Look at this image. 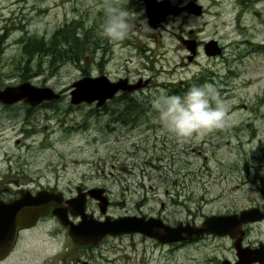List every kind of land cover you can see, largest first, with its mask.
<instances>
[{
	"label": "rangeland",
	"instance_id": "obj_1",
	"mask_svg": "<svg viewBox=\"0 0 264 264\" xmlns=\"http://www.w3.org/2000/svg\"><path fill=\"white\" fill-rule=\"evenodd\" d=\"M198 1L206 8L203 18L168 16L156 27L148 25L151 31L130 20L128 38L113 42L101 29L106 5L119 0H0V86L28 81L60 94L35 107L0 102V180L16 179L31 189L51 186L67 195L75 194L76 185L101 186L105 211L91 197L84 203L98 219L144 214L167 224L198 225L212 213L261 206L264 0ZM126 7L146 18L141 0H129ZM71 20L78 44L57 36L56 54L45 49L28 56L22 50L19 39L27 34L50 39ZM189 28L201 41L190 60L179 38ZM209 38L221 46L219 54L203 52ZM71 50L81 51H74L75 58ZM97 74L147 81L133 96L115 95L98 107L70 103V83ZM198 81L215 88L232 121L203 139L180 142L162 131L153 99L161 93L182 96ZM123 116L129 119L121 121ZM40 229V251L47 253L42 264H218L231 256L228 238L220 236L160 243L134 231L88 246L71 240L53 218ZM246 229L247 239L264 241L263 218Z\"/></svg>",
	"mask_w": 264,
	"mask_h": 264
},
{
	"label": "water",
	"instance_id": "obj_2",
	"mask_svg": "<svg viewBox=\"0 0 264 264\" xmlns=\"http://www.w3.org/2000/svg\"><path fill=\"white\" fill-rule=\"evenodd\" d=\"M142 2L147 22L152 27L157 22L162 21L167 14H175L188 5H192L190 9L195 12H198L200 7L192 1L184 6L171 4L169 0H142ZM181 41L188 51L186 58L188 60L192 59L197 51L195 39L189 38ZM202 50L206 55H215L220 53L221 46L217 44L214 38H209L202 43ZM143 83H145L144 80L129 82L126 77L111 80L105 74L82 75L70 83L69 101L71 103L93 102L98 106L116 92L133 90ZM58 97L59 92L51 87L35 85L28 81L0 87V102L4 104L18 100L36 104L42 100ZM75 190L76 194L65 199L63 205H58L62 198L60 191L51 193L47 192L45 188L38 189L34 194L29 193L27 190H21L18 197L9 201L0 199V256L10 247L16 229L31 224L38 215L45 214L51 204H54L51 212L62 224L66 225L67 233L71 238L82 243H94L105 234L134 231L153 237L160 243L186 240L192 236H199L208 232L217 235L228 234L233 237L237 233H242V223L264 218V207L260 209L258 206H249L241 208L237 212L209 214L198 225L188 222L182 223L181 221L176 222L174 225L167 224L160 217L145 216L144 214H124L115 217L104 214L103 219H97L84 210V202L86 195H88L96 200L99 211L104 212L108 199L103 193V188L92 186L81 189L80 186H77ZM260 193L264 196V188L260 189ZM67 211L70 214L78 215L79 219L76 223L67 218ZM237 243V241H234L238 257L235 264H248L251 258L264 257L261 243L252 249L247 246H240ZM260 253L262 257H260ZM221 264L229 263L224 259Z\"/></svg>",
	"mask_w": 264,
	"mask_h": 264
},
{
	"label": "clouds",
	"instance_id": "obj_3",
	"mask_svg": "<svg viewBox=\"0 0 264 264\" xmlns=\"http://www.w3.org/2000/svg\"><path fill=\"white\" fill-rule=\"evenodd\" d=\"M129 0L122 5L107 4L102 26L104 38L113 42H122L128 38L133 27L130 20L140 22L151 31L146 18L141 20L142 13L126 7ZM163 132L171 134L180 142L203 139L205 136L225 129L232 121L229 105L219 96L210 84L192 85L181 95L161 93L153 99Z\"/></svg>",
	"mask_w": 264,
	"mask_h": 264
},
{
	"label": "flooded vegetation",
	"instance_id": "obj_4",
	"mask_svg": "<svg viewBox=\"0 0 264 264\" xmlns=\"http://www.w3.org/2000/svg\"><path fill=\"white\" fill-rule=\"evenodd\" d=\"M169 1L171 2V4H176V5H179V6H184L187 3L192 1L195 4L200 5V7L198 8V12H194V10L190 9V7H192V5H188V6L184 7V8H182L181 10H179L175 14H173V13L167 14L162 21H164L165 18H167L168 16H178L180 14H183V16L188 18V19L189 18H203L204 15L206 14L205 6H203L198 0H177V2H172L171 0H169ZM257 1H260V0H257ZM240 2H242V0ZM143 6H144V4H143ZM146 20H147V18H146ZM162 21L157 22L155 27L157 25H160ZM192 32H193V29H191V28L187 29V35L185 37H181L179 35L180 41L183 38L184 39L193 38L196 41V46L197 45L199 46L201 41H199L195 37V34L192 33ZM124 77L127 78V76H124ZM127 80L129 82H134L136 80H139L140 82L142 81L140 78H138V79H136L134 81L129 80L128 78H127ZM144 81H145V83H143L142 85H140L136 89H133V90H120V91L116 92L115 94H113V96L118 95V97L120 96V97H125V98L130 96V95L133 96L132 95L133 92H136V90H138L139 88H141L144 85H146L147 78L144 79ZM0 87H3V86H0ZM59 97H60V94H59ZM112 97H110V98H112ZM110 98H108L107 100H109ZM54 99H57V98H54ZM51 100H53V99L42 100V101H40L39 103H36V104H29V103H27V102H25L23 100H18V101H23V102L27 103L28 107H35V106L39 105L42 102H47V101H51ZM104 102H106V100ZM12 103H14V102H12ZM12 103H9V104H12ZM90 103H93V102H90ZM2 104L3 105H9V104H4V103H2ZM98 106H100V105H98ZM126 119H129V118H127L126 116H123V117L120 118L121 121H125ZM12 184L14 185V187L11 186ZM77 186H80L81 189H86V188H83V186H81V185H76L75 188ZM10 187L14 188V189H11ZM42 188H45L47 190V192H51V193H54L55 191H60V190L56 189L55 187H51V186H46V187L45 186H40L39 188L31 189V188L27 187L26 185L22 184V182H18L16 179H12V180L1 179L0 180V199L4 200V201H9V200H12V199L18 197L21 190L22 191L27 190L29 193L34 194L35 191H37L38 189H42ZM262 188H264V187H262ZM262 188H260V189H262ZM260 189H259V191H260ZM103 193H104V188H103ZM61 194H62V198H61L60 202L58 203V205L65 204V199L75 195L76 194V190H75V194H73V195H71V194L70 195L69 194L68 195L67 194H63L62 192H61ZM87 197H90V196L86 195V198ZM52 207H54V204L49 205V207H48L47 211L45 212V214L38 215L31 224L16 229L15 235L13 237V241H12L10 247L6 250V252L4 254H2L0 256V264H42V261H43L44 257H46L47 253H41V251H40V245H41V242L43 241V237L41 236L42 233H41V229L40 228H41V224L45 221L46 218L55 219L56 222L59 224V226L62 227L65 230L66 235L71 240H74L67 233L66 225L62 224L57 219V217L51 212ZM258 207L260 209H262L264 207V203L261 206H258ZM234 212H237V211H234ZM67 218L69 220H71L73 223H76L78 221V219H79L78 215L74 216V214H70L68 211H67ZM251 222L242 223L241 224L242 233L241 234L237 233L233 237H230L228 234L217 235V234L208 232V233H204V234L199 235V236H192L190 239H186V240H194V239L202 238L203 236L226 237L229 240V248L231 250V256H222V257H220L218 264H221V262L224 259H226L229 264H235V262L238 259V257H237V254H236V248L234 246V241H237L238 242L237 244L240 245V246H247V247H249L251 249L252 248H256L259 245V243H261V246L263 247V251H264V241H261V240L251 241V240L247 239V234L248 233H247L246 225L250 224ZM123 233H125V232H123ZM119 234H121V233H119ZM140 234H142V233H140ZM107 235H116V234H105L101 238H99L97 241H95L94 243H97L99 240H101L104 236H107ZM238 236H239V238H238ZM50 241H52V240H50ZM74 241H76V240H74ZM182 241H184V240L175 241V242H172V243H178V242H182ZM52 242H53L52 250H56L57 251L56 243L54 241H52ZM76 242L77 243H81V244H87L88 246H91L92 244H94V243H90V242H87V243H82V242H78V241H76ZM54 252L55 251H53V253ZM100 255L101 254L98 253V255L96 257H99ZM263 255H264V252H263ZM53 257H54V261L55 260L57 261L56 254L53 255ZM260 257H262L261 253H260ZM61 259H63V258H61ZM251 259H250V262L248 264H264V257L263 258H259L261 261L259 259H257V258H251ZM80 261H81V264H93V262H94L93 261L92 263H90L88 260H80Z\"/></svg>",
	"mask_w": 264,
	"mask_h": 264
},
{
	"label": "trees",
	"instance_id": "obj_5",
	"mask_svg": "<svg viewBox=\"0 0 264 264\" xmlns=\"http://www.w3.org/2000/svg\"><path fill=\"white\" fill-rule=\"evenodd\" d=\"M120 2H117L116 5H121V0ZM114 4V3H111ZM73 21L65 22L63 25L59 26L55 31L53 32V35L50 39H43V37L31 33L27 34L25 38L19 39L20 41V46L22 47V50L26 53H28V56H33L34 54H39L44 52L45 49H50L49 53L56 54V37L57 36H62V39H64V42L70 43L71 39V44H78V39L79 37L75 34L74 28H73ZM1 39V36H0ZM3 40V39H1ZM1 47V46H0ZM1 50V48H0ZM72 51V50H71ZM74 51H81V50H73ZM53 56V55H52ZM72 56L71 54L68 55L67 57ZM73 56L76 58V53H73ZM66 58V57H64ZM60 58V59H64ZM204 80V79H203ZM206 82V79L204 80ZM183 84V82H182ZM195 85H201V81L195 82ZM184 90V88H182Z\"/></svg>",
	"mask_w": 264,
	"mask_h": 264
},
{
	"label": "bare ground",
	"instance_id": "obj_6",
	"mask_svg": "<svg viewBox=\"0 0 264 264\" xmlns=\"http://www.w3.org/2000/svg\"><path fill=\"white\" fill-rule=\"evenodd\" d=\"M195 12V11H194Z\"/></svg>",
	"mask_w": 264,
	"mask_h": 264
}]
</instances>
